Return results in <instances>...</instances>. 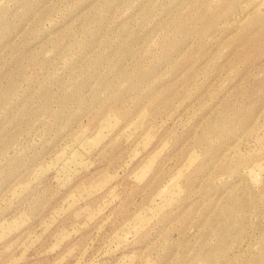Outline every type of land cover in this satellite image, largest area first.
<instances>
[{
    "label": "rangeland",
    "instance_id": "1",
    "mask_svg": "<svg viewBox=\"0 0 264 264\" xmlns=\"http://www.w3.org/2000/svg\"><path fill=\"white\" fill-rule=\"evenodd\" d=\"M0 264H264V0H0Z\"/></svg>",
    "mask_w": 264,
    "mask_h": 264
}]
</instances>
